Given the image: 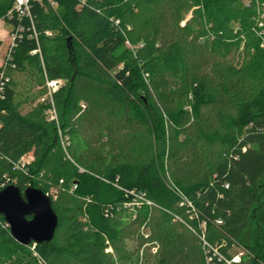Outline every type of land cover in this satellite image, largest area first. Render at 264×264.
Wrapping results in <instances>:
<instances>
[{"label": "trees", "instance_id": "obj_1", "mask_svg": "<svg viewBox=\"0 0 264 264\" xmlns=\"http://www.w3.org/2000/svg\"><path fill=\"white\" fill-rule=\"evenodd\" d=\"M55 2L33 4L31 18L9 20L13 0H0L7 38L23 28L0 58L9 78L0 100V190L15 181L21 191H58L55 200L48 195L58 218L49 243H17L0 217V264H137L143 225L168 254L156 264H171L176 254L197 255L203 264L189 231L199 232L202 223L212 244L216 236L248 252L241 264H264V0ZM165 5L168 17L192 9L191 17L184 27L173 19L182 36L157 49L151 16ZM190 44L222 57L241 48L249 55L230 76L242 75L251 86L230 98L235 112L221 130L206 126L201 112L219 104L218 93L227 95L230 84L188 72ZM18 76L29 82L27 93L39 89L30 101ZM47 80L64 84L52 102L23 113L47 93ZM50 110L55 120H48ZM28 153L34 160L16 169ZM178 192L196 208L195 219L179 206ZM137 195L153 206L134 208L125 223L126 211L116 208ZM129 237L141 240L137 251H127ZM108 245L113 255L105 253Z\"/></svg>", "mask_w": 264, "mask_h": 264}, {"label": "rangeland", "instance_id": "obj_2", "mask_svg": "<svg viewBox=\"0 0 264 264\" xmlns=\"http://www.w3.org/2000/svg\"><path fill=\"white\" fill-rule=\"evenodd\" d=\"M169 5L170 4H168V6ZM164 8H166V5L159 8L157 11L154 10L152 12V16H151V20H152L151 28L153 30V33H156L157 34L156 36H158V38H159L156 40V43L154 45L155 48H157V49H163V48H160V46H162L164 43L167 44L169 41L172 40V38L174 39L176 37L182 36L181 32L176 31V29L173 28V24H172L173 19L176 20V22L178 23V25L180 27H184L185 24L187 23V20H189V18L191 17V11H192V9H189V11L188 12L186 11V13L181 12V14H180L181 17H179V14L174 12L171 16L168 17L167 16L168 13L164 12L165 10H163ZM171 20H172V22H171ZM140 26H141V24H140ZM143 28L144 27H142V29ZM8 30H9L8 24L0 22V40L2 38H4V36L6 35L5 32ZM141 30L139 29L138 32L140 33ZM50 35H51V33L48 36H50ZM192 37H193L192 35H189V41L192 40ZM160 38H161V40H160ZM8 39L9 38H7V40H6V44H7V41H9ZM1 44L2 43H0V47H1ZM140 44H142V43L140 42ZM1 50L2 51H0V58L5 53V50H6L5 44H3V46L1 47ZM186 50L189 51L188 62H189V64H191L190 66L187 67L188 72H190L191 70H195L200 75H206V76H208V78H210L212 80V84H218V86H220L221 84H227V85L230 84V89H229L227 95H220V92L218 93V100H220L219 104L216 103L214 108L211 107V108L205 109L201 112L202 118L204 117V119H202V121H203V123H205L206 126H208V124H209V125L213 126L214 128L220 129L223 127L221 122L222 123L225 122L227 117L232 116L235 112V109L233 107L231 108V105L233 103V99H230V98H232V96L235 93L241 92L244 89H249V87L251 86L250 81L247 78H244L242 75L232 76L233 78L230 76L231 72L233 70L234 71L240 70L246 65L249 55H248V53H246V51H243V48H241L237 51L231 52L230 55H228L227 57H222L221 55H219L215 52H212L210 47L209 48L208 47H200L198 49H195V47L193 45L191 46V44H190L189 46H187ZM60 81H61V84H59V87L62 84H64L63 80H60ZM17 82L21 86V88L19 87L18 90L21 91L22 94H24L26 97L28 96L29 101L31 100L32 94L34 92L39 91L38 88H34L35 89L34 91H30V93H27V90L28 89L32 90V88H29V86H28L29 82L26 81L25 77H19L18 76ZM232 83H233V88H231ZM173 85H175V84H173ZM175 86H176L175 88H181L183 90V88L185 87V84L178 83ZM165 93L167 94V92H165ZM46 98H48L47 93L45 95H43L41 98L37 99L34 103H32V104L30 103V104H27L26 106H24L22 108V112L23 113L27 112L33 106H35L37 103L43 102ZM222 101L223 102L225 101V103H222ZM82 107H84V106H82ZM46 114H47L48 120H50L52 113H49V111H46ZM219 123L221 125H219ZM81 134L82 133H80L78 135L80 137L79 139L82 141V146H83L85 141L82 140V139H84V137ZM62 144H64L65 149L67 147L71 146L70 141L68 140L67 137L63 139ZM198 144L201 145L200 142H198ZM89 147L91 149L89 151L92 152L93 151L92 148H94V145H91ZM82 149H83V147H82ZM31 154L32 153H30V156L29 155L25 156L24 159L28 160V162H32L34 160V157ZM68 155H69V157H71L70 154H68ZM11 184L15 185V181ZM57 192L58 191L56 189H51V190H49V193L47 195H51L53 197V199L55 200ZM178 193H180V192H178ZM136 201H139V200H136ZM136 201L132 200L128 204H122V205L117 206L118 208H116V211H119V208L126 211V213H123V215H124L122 218L123 222L127 223L135 217L134 216V208L139 207L143 204L146 205L145 202H136ZM179 201H181L180 198H179ZM147 206H153V204L147 205ZM195 211H197L196 208H195ZM186 213L188 214L189 219L194 218L191 216L192 214L190 215L188 212H186ZM199 229H200L199 232H191L190 229H189V231L192 233L195 246L201 252L203 264H206L205 263V254H204V250H203V247L205 248L204 241L206 243L209 242L212 246H214L215 248L220 250V253H222L226 256L244 253L243 260H246V257L248 256V252L243 247H241L239 244L234 243V244L229 245L227 241L219 240L216 238V236H214L215 242L212 244L209 241V239H210L208 236L209 233L207 232L206 227L203 224H201L199 226ZM203 231L205 232L204 235H205L206 239L202 238V240H201V238H199V236L201 233H203ZM151 232H152V230L148 226L143 225L140 228L139 234L144 239L143 245H141V246H140V243H141L140 239L137 240V238L134 239L133 237L132 238L129 237L128 239H126V243H127L126 249L128 252L129 251L134 252L135 248L137 251V247L140 246V248L138 249V252H134V254H133V257L136 256V260L138 259L137 264H156L159 262L160 259H163L164 257H166L168 255L167 253H165L166 251L160 250V244L156 240L153 241L151 239V236H152ZM211 236H212V232H211ZM173 247L176 248L175 246L172 245L171 249ZM186 250H188V247L184 248V250H183V251H185V252H183L184 254H186V252H187ZM105 253L113 255V250H112L110 245H108V247L106 248ZM176 255L169 257L167 263L170 262L171 264H198L197 255L194 257L192 256V260H191L192 254L187 256L185 259H183L182 256L176 257ZM146 261H147V263H146Z\"/></svg>", "mask_w": 264, "mask_h": 264}, {"label": "water", "instance_id": "obj_3", "mask_svg": "<svg viewBox=\"0 0 264 264\" xmlns=\"http://www.w3.org/2000/svg\"><path fill=\"white\" fill-rule=\"evenodd\" d=\"M68 47L70 49V39ZM69 52L72 55L71 50ZM0 217L8 226L11 237L23 246L51 242L58 225L50 197L33 185L22 191L13 184L2 188Z\"/></svg>", "mask_w": 264, "mask_h": 264}, {"label": "built area", "instance_id": "obj_4", "mask_svg": "<svg viewBox=\"0 0 264 264\" xmlns=\"http://www.w3.org/2000/svg\"><path fill=\"white\" fill-rule=\"evenodd\" d=\"M43 3H47L49 4L51 7H55L56 6V2L55 0H13V6L12 8L6 13V18L7 19H12L14 16H16L17 19H21V18H31V13H30V9L31 6L33 4H39L42 5ZM116 24H118V22L116 21ZM23 31V28L19 27L16 31V33H12L9 37V43H10V47L13 48L15 46V39L17 38V36H20V33ZM17 34V36H16ZM46 35H49V32H45ZM126 47L128 49H132L131 45L126 42ZM33 53H37V50L33 51ZM9 56V55H8ZM10 57V56H9ZM0 100H2L3 94H4V90H5V84L9 81V78L7 76H3L2 72H0ZM59 84H61L60 80H47L46 81V89H47V96L50 102L51 101V95L58 90L59 88ZM49 113H52L50 120H55L56 116H55V112L54 110H50ZM30 156V153L24 155L19 164H17L15 166L16 169L18 168H23L25 165L29 164L30 162H28V160H25V156ZM32 155V154H31ZM33 156V155H32ZM33 158V157H32ZM61 183V181H60ZM75 186H73L71 188V191L75 190ZM180 194V193H179ZM137 199L136 200H140V201H136V202H145L146 205H151V202L147 201L146 199L143 198V196H136ZM180 199L181 201L179 202V206L180 207H185L187 209V212L194 218L197 217V211H195V207L192 204V202H190L189 200H187L186 198H184V196H182V194H180ZM218 224H221V222H217ZM204 226L205 224L202 223ZM191 232H195L192 228H189ZM204 231L203 233L200 234L199 238H205L204 235ZM208 242V241H207ZM204 246L203 250H204V254H205V263L206 264H241L243 261V255L244 253H239L236 255H231V256H226L222 253H220V250H218L217 248H215L214 246H212L209 242L206 243L204 241ZM33 249V248H32Z\"/></svg>", "mask_w": 264, "mask_h": 264}, {"label": "crops", "instance_id": "obj_5", "mask_svg": "<svg viewBox=\"0 0 264 264\" xmlns=\"http://www.w3.org/2000/svg\"><path fill=\"white\" fill-rule=\"evenodd\" d=\"M6 40H7V35L4 36V38H2V39L0 40V43H2V44H1V47L3 46V44H6ZM1 47H0V49H1Z\"/></svg>", "mask_w": 264, "mask_h": 264}]
</instances>
